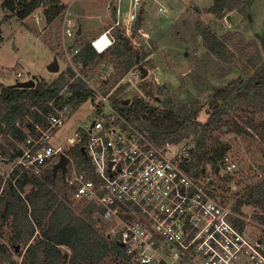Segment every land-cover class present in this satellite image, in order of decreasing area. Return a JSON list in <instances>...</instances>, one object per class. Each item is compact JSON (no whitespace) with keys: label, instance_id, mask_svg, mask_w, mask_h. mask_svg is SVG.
<instances>
[{"label":"rangeland","instance_id":"obj_1","mask_svg":"<svg viewBox=\"0 0 264 264\" xmlns=\"http://www.w3.org/2000/svg\"><path fill=\"white\" fill-rule=\"evenodd\" d=\"M1 1L0 82L5 85L29 79L49 82L70 68L79 74H74L70 81L79 80L99 93L110 92L117 99L129 101L135 95L142 96L149 105L170 106L181 114L197 111V118L202 122L208 116V102L217 87L232 82L238 89L247 85V99L226 103V112L208 131L206 140L208 152L223 150L222 160L235 162L237 169L230 174H222L220 160L217 168L208 158L195 167L202 172V177L212 178L209 185L223 202L264 224V200L249 199L252 190L264 180V84L259 83L257 89L250 86L255 74L264 75V0L248 4L246 1L240 10L230 13L224 10L220 14L209 11L208 6L213 0H157L168 9L163 14L156 12L154 0H145L140 13V30L128 38L131 48H126L127 53L115 55L111 50L87 63L83 62L82 66L76 65L80 59L73 56L74 68L62 50V15L46 20L44 9L50 6L47 0L46 5L43 3L25 18L3 9ZM59 1L65 3L70 0ZM106 5V0H74L72 3L70 16L81 30L75 39L80 47L112 22ZM127 7L128 0H123V9ZM206 27L218 36L235 34L233 42L239 46H233L231 57L224 59L208 55L199 35L200 30ZM144 51L147 55L141 58ZM129 54L140 57L139 63L148 70L146 78L138 80L135 77L127 82L121 80L129 69L125 71L123 67ZM55 60L59 69L55 72L48 70L47 66ZM183 60H187V68L175 70V67L182 66ZM111 68L112 74L107 75ZM18 72L21 76L17 75ZM84 78L89 82H85ZM145 86L152 87V96L147 94ZM63 91L67 92L66 88ZM235 94L233 92L232 96ZM93 116L91 99L73 111L69 108L68 118L54 132L51 145L57 147L64 144L76 128L86 124ZM135 121L144 128L152 129L144 119ZM199 132H192L182 140H188L193 145ZM65 145V153L76 161L81 159L77 148L68 146V143ZM195 160L192 154V161ZM11 171L12 163L0 157V189L3 181L11 176ZM23 177L26 178L23 195L35 192L36 185L27 179L30 176ZM61 177L58 171L57 179ZM249 228H252L251 225ZM39 231L40 228H37V236ZM0 241L10 249L14 245L17 248L21 246V242H15L8 222L0 224ZM13 257L20 260L16 253ZM99 264L131 263L111 250Z\"/></svg>","mask_w":264,"mask_h":264},{"label":"built area","instance_id":"obj_2","mask_svg":"<svg viewBox=\"0 0 264 264\" xmlns=\"http://www.w3.org/2000/svg\"><path fill=\"white\" fill-rule=\"evenodd\" d=\"M144 1L128 0L124 10L123 0H106L112 22L88 41L97 55L140 30L134 24ZM154 1L156 12H167ZM71 7L72 2L64 4L58 15L62 50L74 68L72 58L82 46L75 42L81 30L70 16ZM76 63L83 65L81 60ZM135 77L141 78L137 63L121 80ZM89 88L94 91L93 118L54 147L51 138L68 118L69 107L50 102L45 123L34 122L33 132L23 127L26 137L18 144L20 154L10 161L12 170L41 177L66 154L69 160L61 176L71 206L86 208L106 239L124 248L131 264H264V224L223 202L209 185L211 177H202L200 170L194 175L193 145L156 139L149 128L119 111L116 96ZM66 143L83 147L84 159L76 161L65 153ZM219 163L222 174L237 169L233 161Z\"/></svg>","mask_w":264,"mask_h":264},{"label":"trees","instance_id":"obj_3","mask_svg":"<svg viewBox=\"0 0 264 264\" xmlns=\"http://www.w3.org/2000/svg\"><path fill=\"white\" fill-rule=\"evenodd\" d=\"M252 0H213L209 11L220 14L223 10H240V6ZM50 6L44 9L46 20L51 21L64 7L59 0H47ZM46 0H2L3 9H9L17 17L25 18ZM5 17H9L5 15ZM199 35L208 55L227 59L232 56L233 46H239L234 41L235 34L226 33L218 36L209 28L200 30ZM121 38L112 49L115 55L127 53ZM147 53L144 51L141 58ZM96 52L88 42L84 43L77 57L87 63L95 59ZM140 61V57L129 54L124 60V70ZM255 65V64H254ZM264 71V70H263ZM74 71L68 68L59 73L49 82L37 81L33 87L20 88L12 84L0 82V157L12 161L20 154L18 144L26 137L23 127L33 132L34 122H44L45 116L52 111L50 102L54 105H67L72 111L88 99L94 100L93 91L81 81L71 80ZM76 78V77H75ZM250 86L257 89L259 83L264 84V75L251 80ZM66 88L67 92L63 90ZM149 95L148 86L144 87ZM236 94L232 96V93ZM259 95L260 92L257 91ZM247 85L238 89L236 83H228L217 87L208 102V116L205 121L197 118L198 112L181 114L170 106L149 105L142 96L135 95L127 104L124 99L115 101L116 107L128 119H144L152 126L151 132L156 139L181 141L190 133H198L195 137L192 154L195 167L208 158L217 167L222 159L223 150L210 153L207 150L208 131L216 125L227 110L226 103H236L247 99ZM122 104V105H121ZM84 159L79 145L74 146ZM218 168V167H217ZM199 169L193 170L196 176ZM11 176L3 181L0 189V224L8 222L14 232L15 242H21L8 248L0 241V264H99L111 251L129 261L123 247L111 242L96 227L86 208L77 211L71 206L64 189L63 177L57 179L52 171H47L41 177L29 174V181L36 185V191L24 192L27 173H19L13 169ZM15 177V180L12 179ZM21 177V178H20ZM23 177V178H22ZM251 201L264 200V180L257 184L249 195ZM44 222L43 227L41 223ZM37 228H40L37 236ZM16 253L20 260L13 257ZM130 262V261H129Z\"/></svg>","mask_w":264,"mask_h":264},{"label":"water","instance_id":"obj_4","mask_svg":"<svg viewBox=\"0 0 264 264\" xmlns=\"http://www.w3.org/2000/svg\"><path fill=\"white\" fill-rule=\"evenodd\" d=\"M140 26V18H138L136 21H135V24H134V27L136 29H138ZM124 45L127 46L126 48L127 49H130L131 46L128 45V39H124ZM187 54V52H185V55ZM137 62V66H138V69L140 70V77L141 78H144L146 77V75L148 74V70L138 62V60H136ZM187 65H188V62L187 60H183L182 61V66H178V67H175V70L177 71H183L187 68ZM47 69L50 70V71H57L59 69V64L58 62L55 60L52 64H49L47 66ZM35 84V81L32 80V79H29V80H23V81H18L12 85H14L15 87H22V88H28V87H33ZM149 95L152 96L153 95V91H152V87L149 86ZM129 102V99H124L123 100V103L124 104H127ZM80 150L83 152V147L80 148ZM69 158L66 154L64 153H61L60 154V157H59V160L57 163H55L52 167V173L53 175H57V172L58 170L60 169L61 170V173L64 174L65 170H66V164L68 162ZM17 247V246H16Z\"/></svg>","mask_w":264,"mask_h":264},{"label":"crops","instance_id":"obj_5","mask_svg":"<svg viewBox=\"0 0 264 264\" xmlns=\"http://www.w3.org/2000/svg\"><path fill=\"white\" fill-rule=\"evenodd\" d=\"M253 1H254V0H252L251 2H253ZM71 2L74 3V0H70V1H67V2H65V3L63 2V3H64V4H67V3H71ZM212 4H213V1H212L211 5H212ZM211 5H210V6H211ZM164 6H165V5H164ZM210 6H208V7H210ZM167 10H168V9H167ZM223 11H224V10H223ZM232 11H236V9H233V10H231V11H228V13H230V12H232ZM157 13H158V12H157ZM166 13H167V12H166ZM140 21H141V20H140Z\"/></svg>","mask_w":264,"mask_h":264},{"label":"flooded vegetation","instance_id":"obj_6","mask_svg":"<svg viewBox=\"0 0 264 264\" xmlns=\"http://www.w3.org/2000/svg\"><path fill=\"white\" fill-rule=\"evenodd\" d=\"M146 77H147V75H146ZM146 77H144V78H146ZM144 78H141V79H144Z\"/></svg>","mask_w":264,"mask_h":264}]
</instances>
